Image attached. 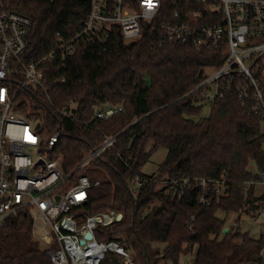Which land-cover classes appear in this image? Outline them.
<instances>
[{"label": "trees", "instance_id": "1", "mask_svg": "<svg viewBox=\"0 0 264 264\" xmlns=\"http://www.w3.org/2000/svg\"><path fill=\"white\" fill-rule=\"evenodd\" d=\"M0 6L31 19L22 56L28 62L60 38L70 39L79 32L90 0H0ZM159 22L157 18L143 25L141 37L133 41H125L114 25L104 48L81 34L72 54L44 68L45 90L28 86L19 93L18 109L45 122L49 133H59L52 156L61 157L65 172L96 148L103 135H117L113 147L85 169L98 184L88 190L81 207L123 215L116 224L97 229L99 238L123 233L139 264L163 259L178 264L179 256L195 245L191 264H254L263 242L231 227L224 233L225 219L216 212L240 211L257 200L254 186L245 190L241 182L251 177L250 163L264 171L263 118L235 99L217 98L207 117L194 119L203 105L185 95L200 80L203 67L217 65L219 59L212 51L188 44L159 46ZM117 104L123 108L105 119L93 115L98 107ZM65 107L75 118L59 113ZM149 143L152 148L147 151ZM158 147L167 149L165 158L155 174L147 176L224 178L228 195H211L210 203L202 205L197 188L179 196L148 180L134 196L129 180L141 173L150 151ZM30 226L31 217L23 212L0 228V264H49ZM159 242L165 243L160 251L152 247Z\"/></svg>", "mask_w": 264, "mask_h": 264}, {"label": "built area", "instance_id": "2", "mask_svg": "<svg viewBox=\"0 0 264 264\" xmlns=\"http://www.w3.org/2000/svg\"><path fill=\"white\" fill-rule=\"evenodd\" d=\"M150 2L151 6L149 0H90L81 30L70 39L60 38L49 51L28 62H23L22 56L31 19L0 6V228L19 214L28 213L31 234L42 243L49 264H137L123 233L103 238L96 234L97 229L119 222L122 213L118 217L112 209L88 212L81 207L88 190L98 184V180L89 179L85 169L113 147L117 135H103L96 148L65 172L61 157L52 156L59 133H49L45 122L18 109L19 93L28 86L45 90L44 68L72 54L74 40L81 34L104 48L114 25L125 41H133L141 37L143 25L160 18L156 32L159 46L188 44L212 51L219 59V64L203 67L200 80L185 96L210 105L217 98L235 99L264 121V0ZM122 108V104L105 105L96 108L93 115L105 119ZM59 113L75 118L68 107ZM248 170L251 177L241 182L242 187L247 190L259 183L263 191L256 195L254 190L257 200L246 203L242 210L252 212L262 225L258 239L263 243L259 261L254 264H264V171ZM148 180L179 196L197 188V201L202 205L210 203L211 195L223 197L229 193L224 178L153 179L137 173L129 185L139 188Z\"/></svg>", "mask_w": 264, "mask_h": 264}, {"label": "rangeland", "instance_id": "3", "mask_svg": "<svg viewBox=\"0 0 264 264\" xmlns=\"http://www.w3.org/2000/svg\"><path fill=\"white\" fill-rule=\"evenodd\" d=\"M203 107L199 116L194 117V119H200L207 117L211 111V105L207 101H201ZM261 129L264 132V121H262ZM152 148V143H149L146 147V150L149 151ZM167 149L164 147H158L150 151L149 157L146 162L141 166V173L146 175L155 174L158 165L163 161L165 158ZM250 169L255 168L253 163H250ZM131 187V186H130ZM132 193L135 196L137 192V188L131 187ZM254 190L256 195H260L263 191V186L257 183L254 185ZM216 215L220 218L225 219L226 227H231L233 231L238 230L240 232H248L251 237L258 238L262 232V225L255 221L256 217L252 212L247 213L244 210L240 211H229L225 212L222 210H218ZM124 235V234H123ZM123 238H125L123 236ZM41 243V242H40ZM42 244V243H41ZM165 243H153L152 247L159 251L163 249ZM43 248V245H42ZM196 245L192 248L191 251L181 254L178 258V264H191L195 257L196 252ZM139 264L138 262H136ZM156 264H174L169 259H163L157 262Z\"/></svg>", "mask_w": 264, "mask_h": 264}, {"label": "water", "instance_id": "4", "mask_svg": "<svg viewBox=\"0 0 264 264\" xmlns=\"http://www.w3.org/2000/svg\"><path fill=\"white\" fill-rule=\"evenodd\" d=\"M129 44H130V43H129ZM37 126H38V124H37ZM117 216H118V217H121V213H118ZM227 230H228V228L225 227V228L223 229V232L225 233V232H227ZM89 235H90V234H89Z\"/></svg>", "mask_w": 264, "mask_h": 264}, {"label": "snow or ice", "instance_id": "5", "mask_svg": "<svg viewBox=\"0 0 264 264\" xmlns=\"http://www.w3.org/2000/svg\"><path fill=\"white\" fill-rule=\"evenodd\" d=\"M149 6H151V2H150V0H149Z\"/></svg>", "mask_w": 264, "mask_h": 264}, {"label": "crops", "instance_id": "6", "mask_svg": "<svg viewBox=\"0 0 264 264\" xmlns=\"http://www.w3.org/2000/svg\"><path fill=\"white\" fill-rule=\"evenodd\" d=\"M226 228H228V227H226Z\"/></svg>", "mask_w": 264, "mask_h": 264}]
</instances>
